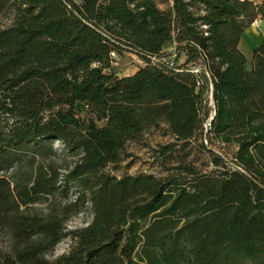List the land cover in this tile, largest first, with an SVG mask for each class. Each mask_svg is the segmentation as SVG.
<instances>
[{
  "label": "trees",
  "instance_id": "16d2710c",
  "mask_svg": "<svg viewBox=\"0 0 264 264\" xmlns=\"http://www.w3.org/2000/svg\"><path fill=\"white\" fill-rule=\"evenodd\" d=\"M5 13L0 264H264V37L249 60L239 48L264 0H0ZM125 52L143 65L118 77ZM160 125L184 146L234 145L231 167L106 173ZM52 141L77 160L49 159ZM86 202L91 222L67 232Z\"/></svg>",
  "mask_w": 264,
  "mask_h": 264
},
{
  "label": "rangeland",
  "instance_id": "374dc122",
  "mask_svg": "<svg viewBox=\"0 0 264 264\" xmlns=\"http://www.w3.org/2000/svg\"><path fill=\"white\" fill-rule=\"evenodd\" d=\"M259 3L261 0H250ZM163 9V4H158ZM11 16L5 13L0 16V28L10 25ZM250 30L253 35L260 40L263 36L264 22L263 19H257ZM247 37V34H246ZM240 50L244 51L246 58L249 60L250 51L245 45V36L242 37ZM172 49H168L162 58H174L171 56ZM112 68L118 77L132 75L140 66L143 65L135 55L123 53L121 55L112 56ZM249 67V62L247 63ZM210 137V139H209ZM207 142L204 143L206 150L200 149L191 143L183 145L176 143L174 138L166 133L165 127L160 125L158 128H150L144 131L142 136L135 141H130L125 145L124 152L121 155V161L115 165L108 166L106 173L116 177L117 179L127 176L151 175L157 179L165 178L172 169L179 164L192 165L195 169L202 173H209L215 169L212 163V155L218 156L226 166L231 167V160L236 147L234 145H222L218 143L212 136H209ZM55 157H49L52 161L63 167L70 166L77 160L76 156H72L64 152L62 143L52 141ZM169 147V148H165ZM210 152H209V151ZM26 164L19 170V173H28ZM21 171V172H20ZM18 173V175H19ZM69 200L75 198L74 192H69ZM45 204L34 205L32 211H44ZM92 220L90 204L85 203V207L78 214L72 216L66 223V231H73L87 226ZM5 242L4 237L0 238V244ZM73 241L70 236L63 237L53 250L46 255L48 260H53L62 254L69 252Z\"/></svg>",
  "mask_w": 264,
  "mask_h": 264
},
{
  "label": "crops",
  "instance_id": "0c3cea01",
  "mask_svg": "<svg viewBox=\"0 0 264 264\" xmlns=\"http://www.w3.org/2000/svg\"><path fill=\"white\" fill-rule=\"evenodd\" d=\"M263 22H264V19H263ZM251 26H252V25H251ZM251 26H250V27H251ZM250 27H248V28L243 32L242 37L244 38V36H245V45L247 46L248 50H249L250 53H251V51H252L253 49L257 48V47L260 45L262 38H261L260 40H258V39L253 35V31L250 30ZM246 34H247V37H246ZM262 37H264V31H263V36H262ZM241 51H242V50H241ZM242 53L245 55L244 51H242ZM184 59H185V57H184V56H181V57L179 58L178 63H179V64L182 63V62L184 61Z\"/></svg>",
  "mask_w": 264,
  "mask_h": 264
}]
</instances>
